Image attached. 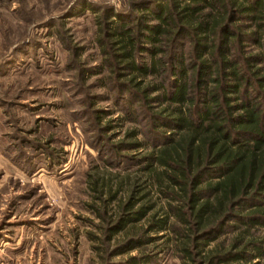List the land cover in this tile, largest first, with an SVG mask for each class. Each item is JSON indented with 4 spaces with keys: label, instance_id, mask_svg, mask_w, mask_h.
<instances>
[{
    "label": "rangeland",
    "instance_id": "obj_1",
    "mask_svg": "<svg viewBox=\"0 0 264 264\" xmlns=\"http://www.w3.org/2000/svg\"><path fill=\"white\" fill-rule=\"evenodd\" d=\"M141 1L0 0V264H180L169 236L118 252L145 221L109 235L132 190L150 215L167 201L135 161L147 120H126L128 77L100 45L108 15Z\"/></svg>",
    "mask_w": 264,
    "mask_h": 264
},
{
    "label": "trees",
    "instance_id": "obj_2",
    "mask_svg": "<svg viewBox=\"0 0 264 264\" xmlns=\"http://www.w3.org/2000/svg\"><path fill=\"white\" fill-rule=\"evenodd\" d=\"M134 6L127 21L108 15L100 45L128 77L126 120H147L134 146L151 154L135 161L167 201L150 215L132 190L109 235L145 221L120 254L169 236L180 264H264V0Z\"/></svg>",
    "mask_w": 264,
    "mask_h": 264
}]
</instances>
